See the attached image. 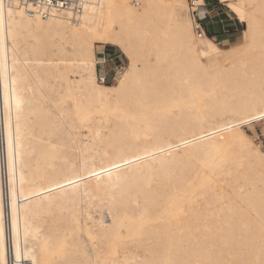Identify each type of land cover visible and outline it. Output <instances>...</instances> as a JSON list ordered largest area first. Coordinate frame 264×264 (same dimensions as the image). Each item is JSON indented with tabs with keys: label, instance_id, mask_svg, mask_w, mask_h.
Instances as JSON below:
<instances>
[{
	"label": "bare ground",
	"instance_id": "6f19581e",
	"mask_svg": "<svg viewBox=\"0 0 264 264\" xmlns=\"http://www.w3.org/2000/svg\"><path fill=\"white\" fill-rule=\"evenodd\" d=\"M140 1L0 0V264H264V154L242 128L264 119V0H230L246 27L223 49L194 29L203 0L192 23ZM95 40L128 58L112 84Z\"/></svg>",
	"mask_w": 264,
	"mask_h": 264
},
{
	"label": "rangeland",
	"instance_id": "374dc122",
	"mask_svg": "<svg viewBox=\"0 0 264 264\" xmlns=\"http://www.w3.org/2000/svg\"><path fill=\"white\" fill-rule=\"evenodd\" d=\"M131 1H132V5L135 7L136 6L139 7L141 5L140 0H131ZM178 1L179 2H176L173 5V7L178 12V15L183 19H186V18L190 19L192 23V18L189 15V6L191 7L190 0H178ZM204 1H205V5L213 4L214 6L220 7L221 10L224 11L227 15L234 17V19L238 23H237L236 29L234 31H230V32H233L234 34L229 37V40L212 38L211 36H207V35L203 37L208 38L211 42L217 44V46L221 49L237 46L238 44H240L242 40V31L245 29L246 24L243 18L240 16L239 10L234 6L233 2L230 0H204ZM180 2L184 3L185 7L182 5H179ZM188 3H189V6H188ZM201 8H196L197 12H199ZM195 18L198 19V16L196 15ZM44 24L45 22H42L39 18H35L32 20L31 28L35 32H39L43 29ZM192 28H193V24H192ZM99 42H102V43H99ZM107 42L108 43H104L103 41L95 40L96 53L98 50H104L105 54L107 55L106 56L108 60L107 68L113 69L116 65H122L123 67L128 66V63H129L128 58L126 57L122 49L118 45L112 44L110 41H107ZM64 56L69 60L75 59V55L74 53L71 52L69 46L65 48ZM96 58H97V55H96ZM224 64L227 67L229 65L228 62H225ZM96 69H97V66H96ZM41 73L44 76L51 78L47 70H41ZM234 77L237 78V75H235ZM48 106L52 108V106L49 103H48ZM222 119L225 120L226 118H222ZM242 128L251 146L264 154V119L254 122L250 126H243ZM62 132H64L63 125H58L52 131L51 137H53L54 139H57L62 134Z\"/></svg>",
	"mask_w": 264,
	"mask_h": 264
},
{
	"label": "built area",
	"instance_id": "2783aa9c",
	"mask_svg": "<svg viewBox=\"0 0 264 264\" xmlns=\"http://www.w3.org/2000/svg\"><path fill=\"white\" fill-rule=\"evenodd\" d=\"M5 3H10L12 0H3ZM20 4L31 5L34 8V12L40 16H49L56 12H66L73 17L77 16L83 9L85 3L89 0H16ZM191 7L194 5L193 0H190ZM193 17H196L197 10H191ZM194 29L198 36L204 33L202 23L194 18ZM98 62L97 66V80L101 84L112 83L116 79V75L122 69V65H116L113 69L107 68V55L104 50H98L97 53Z\"/></svg>",
	"mask_w": 264,
	"mask_h": 264
},
{
	"label": "crops",
	"instance_id": "0c3cea01",
	"mask_svg": "<svg viewBox=\"0 0 264 264\" xmlns=\"http://www.w3.org/2000/svg\"><path fill=\"white\" fill-rule=\"evenodd\" d=\"M204 1V0H203ZM198 20L202 23L205 35L212 38L229 40L236 29L237 21L234 17L227 15L220 7L213 4L205 5L197 12Z\"/></svg>",
	"mask_w": 264,
	"mask_h": 264
}]
</instances>
